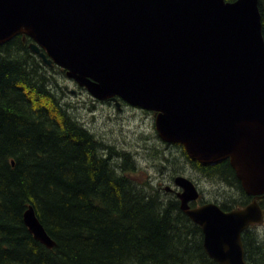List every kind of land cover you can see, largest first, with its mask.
I'll use <instances>...</instances> for the list:
<instances>
[{
	"label": "water",
	"instance_id": "95a60500",
	"mask_svg": "<svg viewBox=\"0 0 264 264\" xmlns=\"http://www.w3.org/2000/svg\"><path fill=\"white\" fill-rule=\"evenodd\" d=\"M23 35L43 62L100 101L153 112L159 138L191 160H228L252 200L224 211L196 183L174 185L218 264H247L242 233L264 211V40L258 0H0V46ZM167 191H172L167 187ZM24 223L56 247L30 205Z\"/></svg>",
	"mask_w": 264,
	"mask_h": 264
},
{
	"label": "trees",
	"instance_id": "16d2710c",
	"mask_svg": "<svg viewBox=\"0 0 264 264\" xmlns=\"http://www.w3.org/2000/svg\"><path fill=\"white\" fill-rule=\"evenodd\" d=\"M258 10L264 40V0ZM31 43L19 35L0 46V264H218L178 197L132 179L134 159L123 153L122 164L113 163L117 151L70 115ZM182 153L237 191L231 206L217 203L224 211L251 202L228 160L201 165ZM258 203L264 211V196ZM30 205L55 248L29 232ZM258 231L242 233L247 264H264Z\"/></svg>",
	"mask_w": 264,
	"mask_h": 264
},
{
	"label": "rangeland",
	"instance_id": "374dc122",
	"mask_svg": "<svg viewBox=\"0 0 264 264\" xmlns=\"http://www.w3.org/2000/svg\"><path fill=\"white\" fill-rule=\"evenodd\" d=\"M48 72L55 93L70 115L107 148L113 147L117 151L113 163L122 164L120 155L123 153L129 154L130 160L134 159L138 168L130 173V177L138 183L160 189L164 197H174L175 192L179 191L174 185V178L182 175L196 183L200 190L201 199L196 205L226 202L231 206L238 198L239 194L230 185L196 169L183 155L181 145L162 141L157 134L152 112L121 101L120 107L112 101H100L69 78L65 69L59 66L49 68ZM167 187L172 191H167ZM257 229L262 239L264 222Z\"/></svg>",
	"mask_w": 264,
	"mask_h": 264
},
{
	"label": "flooded vegetation",
	"instance_id": "af4514ba",
	"mask_svg": "<svg viewBox=\"0 0 264 264\" xmlns=\"http://www.w3.org/2000/svg\"><path fill=\"white\" fill-rule=\"evenodd\" d=\"M119 101H121V100H119ZM120 105H121V103H120ZM119 107H120V106H119ZM191 206H192V207H195V206H199V205L191 204Z\"/></svg>",
	"mask_w": 264,
	"mask_h": 264
}]
</instances>
